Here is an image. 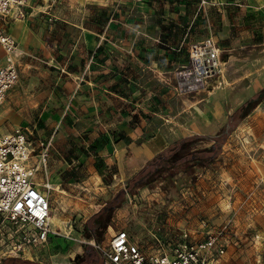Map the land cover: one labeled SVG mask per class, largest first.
Returning a JSON list of instances; mask_svg holds the SVG:
<instances>
[{
	"label": "rangeland",
	"instance_id": "374dc122",
	"mask_svg": "<svg viewBox=\"0 0 264 264\" xmlns=\"http://www.w3.org/2000/svg\"><path fill=\"white\" fill-rule=\"evenodd\" d=\"M128 1L30 0L22 14L9 11L0 19L15 34L19 72L0 104V135L20 127L34 143L50 139L47 172L38 171L36 178L51 185L41 188L49 197L51 218L58 219L51 221L55 232L43 244L8 255L14 237L9 221L0 218V264L8 256L41 264H76L86 248L98 249L96 243H106L119 229L146 253L175 247L184 238L198 241L210 230L225 248L219 257L209 255V264H264V98L234 125L212 161L176 165L144 185L132 178L149 159L135 162L127 149L118 163L114 152L98 151L82 132L65 131L55 141L41 123L44 91L55 68L47 62L50 42L59 33L74 37L72 21L102 27L113 9ZM145 1L157 15L160 40L176 44L183 32L191 42L210 36L224 63L215 78L189 86L182 85L175 70L168 80L174 87H153L156 100L152 104L149 99L147 108L135 109L131 96L129 126L141 128L137 140L156 132L168 139L193 132L214 134L237 106L264 87V0ZM105 94L108 105L109 91ZM113 99L115 111L125 107L123 100ZM109 109L103 108L108 123L105 142L113 143L116 127L109 123ZM210 142L206 137L198 145ZM124 160L137 170L126 169ZM111 199H117L118 206L102 212L108 224L96 241L87 234L90 218Z\"/></svg>",
	"mask_w": 264,
	"mask_h": 264
},
{
	"label": "crops",
	"instance_id": "0c3cea01",
	"mask_svg": "<svg viewBox=\"0 0 264 264\" xmlns=\"http://www.w3.org/2000/svg\"><path fill=\"white\" fill-rule=\"evenodd\" d=\"M154 12L145 0H129L116 6L102 27L94 22L70 21L76 27L74 37L59 33L50 42L47 62L55 68L44 91L45 110L40 120L48 132L52 131V139L59 140L65 131L82 132L89 144L105 154L114 152L113 157L121 163L127 149L135 162L150 160L173 139L191 134L168 139L156 132L137 140L141 128L129 126L130 97L135 99V109L147 108L149 99L152 104L156 100L157 89L153 87H174L168 80L171 73L174 77L177 70L180 72L191 43L184 39L186 32L176 44L160 40ZM105 91L110 94L108 105ZM114 96L123 100V109L115 111ZM108 106L109 123L116 127L113 143L105 142L108 123L103 108ZM126 160V169L136 171Z\"/></svg>",
	"mask_w": 264,
	"mask_h": 264
},
{
	"label": "built area",
	"instance_id": "2783aa9c",
	"mask_svg": "<svg viewBox=\"0 0 264 264\" xmlns=\"http://www.w3.org/2000/svg\"><path fill=\"white\" fill-rule=\"evenodd\" d=\"M30 0H0V19L6 14H22ZM0 47L4 60L0 63V104L7 91L17 81L18 55L16 38L0 21ZM223 61L221 50L212 37L191 42L187 63L181 67L182 85L206 82L219 75ZM51 141L33 142L20 127L0 135V218L6 219L13 240L8 255L31 245H41L52 235L51 204L45 187L37 181L36 173L47 172L48 147ZM48 188V187H47ZM187 237L188 233L183 232ZM101 254L100 264H209L219 257L225 243L212 231L198 241L184 238L175 247H161L146 253L125 229L113 233L106 243H96ZM214 259V258H213Z\"/></svg>",
	"mask_w": 264,
	"mask_h": 264
},
{
	"label": "trees",
	"instance_id": "16d2710c",
	"mask_svg": "<svg viewBox=\"0 0 264 264\" xmlns=\"http://www.w3.org/2000/svg\"><path fill=\"white\" fill-rule=\"evenodd\" d=\"M264 98V87L249 96L244 102L235 108L228 120L221 128L211 135L191 133L173 139L151 158L132 178L139 184H147L153 180L156 174L172 168L182 163L192 162L194 164L205 165L212 161L222 150V145L227 139L234 125H236L243 117H245L262 99ZM210 138L211 142L206 145H198L199 141L204 138ZM117 199H111L91 218V230L87 234H93L96 241H99V236L104 227L108 224L107 218L102 217L104 210L112 211L118 206ZM90 245H86L89 247ZM91 247V246H90ZM76 264H100L101 254L98 249H87L78 258ZM2 264H41L29 259H22L15 256H8L2 259Z\"/></svg>",
	"mask_w": 264,
	"mask_h": 264
},
{
	"label": "bare ground",
	"instance_id": "6f19581e",
	"mask_svg": "<svg viewBox=\"0 0 264 264\" xmlns=\"http://www.w3.org/2000/svg\"><path fill=\"white\" fill-rule=\"evenodd\" d=\"M42 185H44L45 187H48V188L51 187L50 184H49L50 186H48V184H45V183H42ZM50 219H51V221H52L53 223H56V222L58 221V219L55 218V217H53V218L50 217ZM58 224H59V223H58Z\"/></svg>",
	"mask_w": 264,
	"mask_h": 264
}]
</instances>
